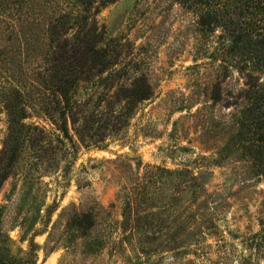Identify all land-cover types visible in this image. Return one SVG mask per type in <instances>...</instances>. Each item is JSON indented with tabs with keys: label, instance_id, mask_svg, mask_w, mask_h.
<instances>
[{
	"label": "rangeland",
	"instance_id": "obj_1",
	"mask_svg": "<svg viewBox=\"0 0 264 264\" xmlns=\"http://www.w3.org/2000/svg\"><path fill=\"white\" fill-rule=\"evenodd\" d=\"M97 20L121 71L115 84L151 86L103 148L81 143L72 126L70 143L46 113L56 103L42 92L43 25L24 31L22 44L0 31V180L9 173L0 258L24 263L32 249L38 264H264V248L249 245L264 217V178L224 150L242 81L216 59L219 31L203 35L198 15L176 0H116ZM11 85L29 96L26 121L45 132L8 167L1 91ZM163 168L192 170L198 186L178 189Z\"/></svg>",
	"mask_w": 264,
	"mask_h": 264
},
{
	"label": "trees",
	"instance_id": "obj_2",
	"mask_svg": "<svg viewBox=\"0 0 264 264\" xmlns=\"http://www.w3.org/2000/svg\"><path fill=\"white\" fill-rule=\"evenodd\" d=\"M115 1L0 0V31L2 35L8 31V39L22 44L24 31L43 25L47 51L42 92L53 95L56 103L46 113L70 143L74 142L72 128L86 146L105 147L110 136L129 125L134 109L151 97L146 80L114 82L121 71L116 69L97 16ZM176 1L198 15L203 35L219 31L216 59L225 72H237L242 81L228 104L234 107L231 116L236 127L224 150L241 152L264 178V0ZM113 88L125 96L110 94ZM1 93L8 116L5 154L11 167L19 161L32 133L44 134L45 129L26 121L31 101L20 86L11 85ZM163 169L182 191L198 186L192 170ZM8 176L5 172L0 184ZM132 208L133 202H128L126 212L131 214ZM249 240L251 248H264V217ZM32 253V249L26 251L24 263L0 258V264H38Z\"/></svg>",
	"mask_w": 264,
	"mask_h": 264
}]
</instances>
